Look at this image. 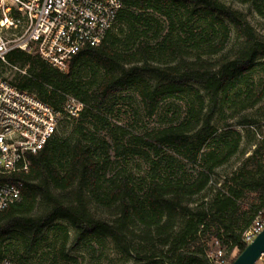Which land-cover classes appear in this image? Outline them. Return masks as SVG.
I'll return each instance as SVG.
<instances>
[{
	"label": "trees",
	"instance_id": "trees-1",
	"mask_svg": "<svg viewBox=\"0 0 264 264\" xmlns=\"http://www.w3.org/2000/svg\"><path fill=\"white\" fill-rule=\"evenodd\" d=\"M239 1L264 18V0ZM112 29L63 70L35 51L7 54L9 69L23 71L12 85L57 111L68 96L83 109L15 175L21 194L0 210V262L41 264L22 255L43 245L63 260L76 262L66 251L80 249L100 259L108 241L115 264H213L217 249L231 264L249 243L242 233L264 209V132L258 139L249 134L261 127L254 116L237 122L254 146L250 153L209 202L190 204L239 150L243 137L225 119L264 102V38L220 0H123ZM126 99L161 122L137 133L114 125L110 116ZM99 131L118 141L124 163L109 176L102 157L109 143ZM131 156L148 162L138 183L125 167ZM89 202L111 211V219L94 217Z\"/></svg>",
	"mask_w": 264,
	"mask_h": 264
},
{
	"label": "built area",
	"instance_id": "built-area-1",
	"mask_svg": "<svg viewBox=\"0 0 264 264\" xmlns=\"http://www.w3.org/2000/svg\"><path fill=\"white\" fill-rule=\"evenodd\" d=\"M122 7L123 0H0V67L10 68L7 54L21 50L35 51L63 70L82 48L102 42ZM82 109L81 102L68 96L57 111L0 75V210L20 199L22 182L15 175L28 170L29 156ZM263 228L264 209L242 233V241L250 242ZM212 256L213 264H224L221 249ZM0 264L18 263L5 259ZM255 264H264V253Z\"/></svg>",
	"mask_w": 264,
	"mask_h": 264
},
{
	"label": "rangeland",
	"instance_id": "rangeland-1",
	"mask_svg": "<svg viewBox=\"0 0 264 264\" xmlns=\"http://www.w3.org/2000/svg\"><path fill=\"white\" fill-rule=\"evenodd\" d=\"M226 5L232 7L233 9L237 10L240 12L243 17L247 20V22L253 27L255 30L256 34L259 37L264 38V18L259 16L253 8L246 4L242 3L239 0H220ZM117 29L114 28L112 29L113 32H115ZM234 36L232 39V42L230 45L225 49L223 53H226V51L231 47L232 43L234 42ZM16 70L14 69H9L8 67L6 68H0V74H2L4 77L7 79H11ZM134 98V97H132ZM120 107L121 113L117 115H111L110 116V122L113 123L116 126H123L126 128L128 132L132 133H137L142 131L144 128L147 127H152L155 125H158L161 122V118L154 117V119H147L146 117L143 116L142 112L140 111L139 105L137 100H132V99H126V100H120L118 103V106ZM165 113V110H161L160 115L162 116ZM168 118H170V113L167 112L166 114ZM249 116L256 118L259 120L261 127H255L254 129L251 128L250 130V135L254 136L256 139L260 138L263 136L264 132V102L259 103L255 107L248 109L238 115V117H235L233 119H225L224 124H231L234 128H236L242 135L244 134L243 127L237 125V122L240 120V116ZM226 116H228V113H226ZM222 124V121L219 123ZM222 127V126H221ZM68 133V132H67ZM66 133V134H67ZM98 134L100 136H106V140L109 143V149L107 150V154H103V158L107 160V164L105 165L106 168V175L109 176V174H112L114 170L119 168L120 166H123L124 163L121 158H118L115 153V149L117 148L116 146V140H113L110 138L108 133H105L104 131H99ZM66 137L74 138L75 135L69 134ZM123 140H121V143ZM254 146L253 145H247L246 144V138H242L240 147L238 152L233 155L228 162L225 164L219 166L218 168L215 169L212 178H211V183L207 185L204 191H202L199 195H196L192 197V202L190 206H195L196 204H200L203 201L209 202L217 188H219L220 183L223 181L224 177H228L234 170H236L242 160L250 153ZM130 172L136 183L139 178H145L147 176V171H148V162L144 157H139V156H131L128 157L126 166H125ZM223 193L225 190L222 191ZM88 207L93 214L94 217L99 218V219H104V220H110L111 216L110 213L111 211L106 210L100 206L95 205L92 202L88 203ZM243 208L246 207L244 204L242 206ZM70 234V230H69ZM103 256L100 259H97L96 257L98 254H92L91 252L84 251L83 249L80 250H75V251H66V253L74 257L76 262H72L71 260H63L58 257V251L57 249L54 250H49L43 245L37 254L31 255L30 257L22 255L23 258H29L30 261L32 262H38L41 259V264H115L116 260H118V257L115 255L114 250L112 245L107 241L104 246V251H103ZM237 251L236 249H233V251L230 254V258L234 257L236 255Z\"/></svg>",
	"mask_w": 264,
	"mask_h": 264
},
{
	"label": "water",
	"instance_id": "water-1",
	"mask_svg": "<svg viewBox=\"0 0 264 264\" xmlns=\"http://www.w3.org/2000/svg\"><path fill=\"white\" fill-rule=\"evenodd\" d=\"M264 253V228L240 251L231 264H255Z\"/></svg>",
	"mask_w": 264,
	"mask_h": 264
}]
</instances>
